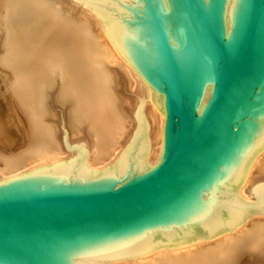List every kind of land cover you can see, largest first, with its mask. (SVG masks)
I'll use <instances>...</instances> for the list:
<instances>
[{
    "label": "water",
    "instance_id": "95a60500",
    "mask_svg": "<svg viewBox=\"0 0 264 264\" xmlns=\"http://www.w3.org/2000/svg\"><path fill=\"white\" fill-rule=\"evenodd\" d=\"M148 85L163 150L142 105L120 155L67 161L0 181V264H105L199 243L264 211L239 196L264 150V0H77Z\"/></svg>",
    "mask_w": 264,
    "mask_h": 264
},
{
    "label": "bare ground",
    "instance_id": "6f19581e",
    "mask_svg": "<svg viewBox=\"0 0 264 264\" xmlns=\"http://www.w3.org/2000/svg\"><path fill=\"white\" fill-rule=\"evenodd\" d=\"M3 2L1 59L13 99L0 111V174L16 176L67 161L66 153L75 158L79 153L61 140L60 117L68 142L83 140L90 148L89 168H106L132 134L134 113L142 105L151 141L146 163L156 164L163 150V116L99 18L77 0ZM20 145L17 154L3 151ZM259 184H264V150L239 185V196L255 200L251 188ZM245 253H250L248 263L252 258L254 264H264V211L199 243L105 264H237Z\"/></svg>",
    "mask_w": 264,
    "mask_h": 264
},
{
    "label": "rangeland",
    "instance_id": "374dc122",
    "mask_svg": "<svg viewBox=\"0 0 264 264\" xmlns=\"http://www.w3.org/2000/svg\"><path fill=\"white\" fill-rule=\"evenodd\" d=\"M1 1L2 0H0V11H1ZM3 1H4L3 4H6V2L8 0L7 1L3 0ZM0 20H1V13H0ZM1 29L2 28H1V24H0V44H1V40H2ZM1 56H2V47L0 45V111L2 110L1 107L5 106V101H12V99H13V96H12L11 92L8 90V87H7V83L8 82L6 81V75L8 74V71L6 70V68L4 66V63H3L2 59H1ZM3 119L1 121H3V122L4 121H6V122L8 121L7 118H3ZM57 120H59L58 121V125H59V129H60V133H61V140H63V132H64V134H66L65 120L62 119V117L58 118ZM65 136L68 137L67 134ZM78 142H83V140L72 141V144L78 143ZM20 147H22V145L18 146L14 150H9L7 148H4L3 151H4V153H7L6 155H8V154L13 155V154L19 153V151L22 149V148L20 149ZM62 156H64L63 159L64 158H66V159L67 158H69V159L74 158V157H69L67 155V153L66 154H62ZM101 167H102V165H96V166H93L92 168H101ZM12 176H14L13 173L5 174V175L0 174V177H1L0 181L5 180V178H7V177H12ZM243 196L246 197V198H249L247 194H245ZM249 254L250 253H245L244 255H242L240 257V259H239L237 264H250V263L254 264L255 262L252 260V258H250L251 261L248 263L247 259L249 260Z\"/></svg>",
    "mask_w": 264,
    "mask_h": 264
}]
</instances>
